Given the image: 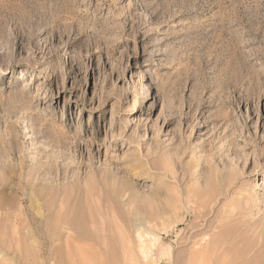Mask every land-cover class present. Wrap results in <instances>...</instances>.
<instances>
[{"label": "rangeland", "instance_id": "1", "mask_svg": "<svg viewBox=\"0 0 264 264\" xmlns=\"http://www.w3.org/2000/svg\"><path fill=\"white\" fill-rule=\"evenodd\" d=\"M193 249L264 264V0H0V264Z\"/></svg>", "mask_w": 264, "mask_h": 264}, {"label": "bare ground", "instance_id": "2", "mask_svg": "<svg viewBox=\"0 0 264 264\" xmlns=\"http://www.w3.org/2000/svg\"><path fill=\"white\" fill-rule=\"evenodd\" d=\"M147 95H148V93H147ZM152 96V95H151ZM127 166L128 167H130V169L132 170V171H136V169H139V168H137V166L134 164V163H128L127 164ZM129 169V170H130ZM129 172V171H128ZM131 173V172H130ZM136 173V172H135ZM117 191V190H116ZM116 193V192H115ZM123 195V193L122 194H120V196H122ZM126 196V195H125ZM124 196V197H125ZM135 197H138L139 199H142V197L141 196H137V195H133L132 196V198L131 197H126V198H128V200L129 201H132V200H137L138 198H135ZM141 197V198H140ZM125 198V199H126ZM124 199V198H123ZM129 201H126L127 203L129 202ZM130 204V203H129ZM170 208V207H169ZM174 208V207H173ZM173 208H170V211L172 210L173 211ZM93 220V219H92ZM64 225H66L67 227L68 226H70V222H65L64 223ZM138 226V225H137ZM139 226H141V225H139ZM79 228V227H78ZM141 229V228H140ZM139 228H137V230H140ZM139 233V232H138ZM201 244V243H200ZM200 246V245H199ZM200 250V249H199ZM199 250H197V249H193V251H192V254H190L191 255V257L189 258V260H190V262H191V264H202L203 262H202V260L204 259V257H205V255L206 254H202V253H200L199 252ZM141 252H142V250H141Z\"/></svg>", "mask_w": 264, "mask_h": 264}]
</instances>
